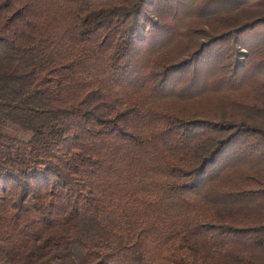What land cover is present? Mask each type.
<instances>
[{
	"label": "trees",
	"instance_id": "1",
	"mask_svg": "<svg viewBox=\"0 0 264 264\" xmlns=\"http://www.w3.org/2000/svg\"><path fill=\"white\" fill-rule=\"evenodd\" d=\"M0 264H264V0H0Z\"/></svg>",
	"mask_w": 264,
	"mask_h": 264
}]
</instances>
